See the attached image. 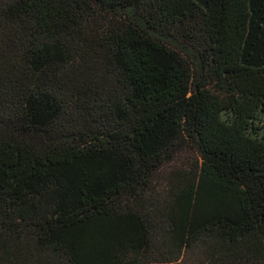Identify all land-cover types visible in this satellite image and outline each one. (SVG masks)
<instances>
[{"label":"trees","instance_id":"trees-1","mask_svg":"<svg viewBox=\"0 0 264 264\" xmlns=\"http://www.w3.org/2000/svg\"><path fill=\"white\" fill-rule=\"evenodd\" d=\"M194 249L264 264V0H0V264Z\"/></svg>","mask_w":264,"mask_h":264},{"label":"rangeland","instance_id":"rangeland-1","mask_svg":"<svg viewBox=\"0 0 264 264\" xmlns=\"http://www.w3.org/2000/svg\"><path fill=\"white\" fill-rule=\"evenodd\" d=\"M186 155L188 156L187 153H183L181 158L182 159L186 158L187 157ZM175 164H176V162H175ZM168 168H169V166L166 167L164 169V171H167ZM203 259H204V257H203V254L201 253V251L199 249H194L193 251L188 252L187 257L185 258V261H187V263H189V264H200V262Z\"/></svg>","mask_w":264,"mask_h":264}]
</instances>
